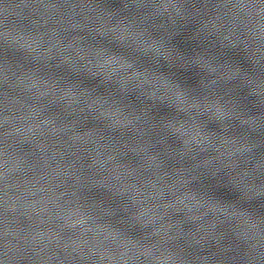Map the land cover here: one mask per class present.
Here are the masks:
<instances>
[{"label":"snow or ice","instance_id":"obj_1","mask_svg":"<svg viewBox=\"0 0 264 264\" xmlns=\"http://www.w3.org/2000/svg\"><path fill=\"white\" fill-rule=\"evenodd\" d=\"M3 42V38H2V36H0V43H2ZM203 58H204V60H206V61H211V59L210 58H208V57H206V56H202ZM110 59H112V60H117V61H120V62H124V63H129V66L131 67V64L132 63H134V62H129L128 60H127V57L126 56H124V55H122V54H119V53H117V52H111L110 53ZM205 72H207V73H209V74H211V73H214L215 71H216V69L214 68V67H212L211 66V63H207V64H201V63H197ZM233 68H234V70L239 74V73H243L244 72V70L243 69H241L240 67H238V66H233ZM139 74V72H137V75ZM169 80V79H168ZM170 81V80H169ZM228 81H233V80H231V79H229ZM171 83H173L172 81H170ZM174 84V83H173ZM176 85V84H175ZM178 86V85H177ZM245 86L247 87V84H245ZM178 89H179V91H178V94L179 95H181V96H183V95H185V91L183 90V89H181L179 86H178ZM249 94L250 95H252V96H255L256 95V93H255V91H253V90H251V89H249ZM240 99H242V98H240ZM174 105V107L177 109V110H179V111H183V109H181V108H179L177 105H175V104H173ZM232 106L233 107H235V109H237V110H240V108H239V104L236 102V101H233L232 102ZM262 107H264V105H261ZM241 111V110H240ZM216 112H217V117L218 118H223V117H225L226 115H227V109H226V107L224 106V104H223V102H221L219 99H217V102H216ZM215 122H219L218 121V119L217 120H214ZM130 219H136V217H131ZM129 240H137L138 238H135V237H133L132 235H128V237H127Z\"/></svg>","mask_w":264,"mask_h":264},{"label":"clouds","instance_id":"obj_2","mask_svg":"<svg viewBox=\"0 0 264 264\" xmlns=\"http://www.w3.org/2000/svg\"><path fill=\"white\" fill-rule=\"evenodd\" d=\"M217 40H218V39H217ZM218 41H219V40H218ZM219 43H220V42H219ZM220 45H221L222 47H224L222 43H220ZM178 111H179V110H178ZM180 112H182V111H180Z\"/></svg>","mask_w":264,"mask_h":264}]
</instances>
